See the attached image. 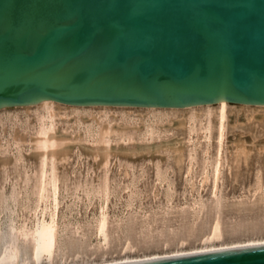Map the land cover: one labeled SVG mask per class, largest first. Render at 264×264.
Wrapping results in <instances>:
<instances>
[{
  "label": "water",
  "instance_id": "water-1",
  "mask_svg": "<svg viewBox=\"0 0 264 264\" xmlns=\"http://www.w3.org/2000/svg\"><path fill=\"white\" fill-rule=\"evenodd\" d=\"M264 105V0H0V108ZM125 264H264V244Z\"/></svg>",
  "mask_w": 264,
  "mask_h": 264
},
{
  "label": "rangeland",
  "instance_id": "rangeland-1",
  "mask_svg": "<svg viewBox=\"0 0 264 264\" xmlns=\"http://www.w3.org/2000/svg\"><path fill=\"white\" fill-rule=\"evenodd\" d=\"M56 107L57 108L59 107L58 108L59 110L57 109L55 112L58 115L56 117V121H57L56 128L58 130L59 129L62 130V128H64L66 131H68V133L72 135V141H73L72 142L73 145L70 151L64 156H59V157L56 156L53 159L52 165L50 164L48 167L49 169L47 168V171L49 170L48 174H50L51 166H53L52 168H54L53 172L54 170L56 171L53 174H55L54 177L56 179V184H57V201H58V213H59L58 216L60 219L59 220L60 223H63V221L67 223L68 220H73V221L77 220L76 222L79 221L78 223H80L83 227L85 226L88 227L89 225L90 226L89 232L92 233L95 229L96 216L98 215L100 211V207L103 204L101 203V200L103 201L101 197L104 195L102 193H105L107 191V193L110 195H107V201H106L107 210L105 209V211L109 217L108 219V222L110 223L109 227H111L113 224L116 225V223L122 225L121 227L122 232L120 233L122 237L124 235L126 237L131 238V240L132 239L137 240V238H140L139 237L140 235L138 236L136 233L133 232L136 230L138 233L139 226L141 225L144 218L148 219V217L149 218L157 217V214L159 215L158 218L170 216L171 218L170 217L165 218L168 221L169 220L173 221V219H175L176 223L175 221H173L175 227L173 228L175 230L173 228L170 229H173L175 232L176 230L178 232L179 229L180 232V233L178 232L179 235L181 236L182 234V236H185L184 234L186 235L188 234L186 232H188L187 229L189 228V226L186 225H188L189 222L191 221L189 215L193 211L192 204L198 201L201 202L203 200V202H201L203 205L206 206L207 203L209 205L212 203L213 205V201H214L213 199H215V197L210 192L212 186V173L210 172H212L213 170L212 169L213 162L211 163V161L214 160L215 158V156L213 155L215 152L214 149L216 143L214 139L215 137L214 132H212L211 139L208 140L207 142L206 140L201 139L200 138L201 134L200 131L198 130L199 119L196 116L197 120L191 134V139L186 140L184 136L187 137L186 135H188L189 133L190 130L189 125L171 128V127L158 125V123L153 120L155 116L162 117L163 119H165L164 124H167L170 118L171 119L177 118L180 117L181 115L186 117L188 115L186 109H179L180 111L181 110L182 111L171 113V112H160V111L150 112L147 108L141 109L134 107L133 109L135 110H127V109L121 110L123 107H119V108L112 107L111 111L100 114V116L98 117L99 119L98 122H95L92 118H90L88 119V121L82 122V124H84L82 125L79 123V121L77 122L76 115L75 116L63 115V113L66 114L70 113V110H68V108H66L65 106L57 105L54 106V109H56ZM34 109L35 108L28 111L24 109L10 110L5 112L0 111V184H2L0 185V187L2 186L3 190L5 192H8L11 187L10 184L12 185L17 183L18 186H22L23 176L24 177L27 176V178L31 179V182H29L28 192H26L25 194L23 192L22 194L23 196L21 195L23 198L19 197V202L22 201L23 199L24 200L19 204L20 207L18 206V211L20 212V213L18 212L19 215L21 216L24 215L28 217L29 216L31 217V215L27 214L28 212L27 210L25 211V209L28 207H32L31 204L33 205L37 200V198L35 197L37 194V177H38L37 173L40 170V166H39L40 157L38 155L37 146L35 145L36 144L35 133L38 129L37 128L38 124L35 123V120L37 119L36 118L37 108L35 109V111ZM263 109L264 106L262 108H256L255 106H246V105H238V104H230L229 106L228 109L229 120L227 119L226 122L227 124L225 128L226 130L223 138V149L221 156L222 161L220 166V180H219L220 183L218 188V190H220L218 191V196H220L218 198H221L222 202L225 199L227 200L223 202V205L226 204L224 206L226 208L225 211L227 210L226 213L227 212L232 213L233 209L236 208L235 206L239 204V200L241 202H244L246 201L245 200L246 197H247L246 202L255 207L257 205L256 204L257 201H259L260 198H264V194H263L264 189H257L258 183L264 182V147H263L264 146V110ZM81 111L82 110H78L77 111L78 113L76 114H78L80 117H84L86 116L87 113H89L90 110H87L86 111L87 113L83 111L85 114H83V112ZM98 111L100 110H93L92 112H98ZM256 112L257 114H255ZM195 113H197L196 115L199 114L197 111ZM256 115L258 116L260 115L261 118L260 119L256 118ZM15 116L16 118H14ZM5 118L8 119V122L6 121ZM106 121H110V122L112 121L111 125L113 127V128L111 127L112 132L108 136L109 139L108 145L110 144L109 146L107 145L108 147L133 148L141 142L159 143L162 140L170 139L172 137L181 138L182 141L184 142V146L186 147L184 148L182 147V149L180 148L174 150L161 148V150L159 149L157 152H145V153H124L119 151H110L108 154L109 157L107 162L108 164L105 165L103 158L97 153V149H95V147L97 148L100 145L98 140H101L102 137L100 138L98 134L93 135V137L89 134L86 136L87 132L84 130H86L87 125H89V127L93 125V128L94 127L97 128V126L102 125ZM92 122L95 123L93 124ZM146 123L152 126L153 128V133L150 134L152 137H150V135H148L147 137L142 136V133L144 132V127H140V125L142 124L145 125ZM116 124H125L128 126V128L124 131H117L114 127ZM76 127H78L79 129H77ZM96 131L98 130L96 129ZM92 138L95 140H93ZM237 141H240L244 144L245 148L247 149L246 154L243 153L241 150L237 149L236 147ZM208 142L210 144V151L209 154L207 155L208 161H206L204 159L206 156L203 154L202 147H204V144L206 145V143ZM192 148L193 151H191ZM190 154L193 157V160L191 161H190ZM14 161L16 164L14 163ZM203 161H205L206 164L205 162L202 163ZM208 165L212 167L210 168V166L208 167ZM37 169L39 170L37 171ZM17 171H19V173ZM4 172L7 174V180L5 181V183L2 181V176L5 174ZM204 172L205 175L207 176L205 178H204L205 176ZM14 177L16 178L14 179ZM206 178L208 182L204 180ZM12 181H14V183ZM92 188L94 191L92 190ZM86 191L88 192V194ZM92 191L93 193L91 195ZM96 192L99 194V196L97 195ZM250 193L252 194L254 193L253 194L254 197ZM90 195L93 197H90ZM27 197L29 198L33 197V198L29 199V201L26 202L25 200L28 199ZM88 197L90 198L88 199ZM97 198H99L100 200ZM23 202L26 204H24L25 206L22 207ZM72 202L74 203L72 204ZM97 203L99 205H97ZM126 204L128 205V208ZM259 204L261 205V203ZM123 205H125V207ZM212 205H210L211 209L210 208L208 209L209 207L208 205H207L208 207L206 206L205 208L206 214H204L205 211L202 212L204 215H202L201 219H199L200 221L197 222L198 225H196V227L198 226L200 228V226H202L205 220H209V218L211 217L209 216V214L210 215L212 214L211 213L212 211H210L212 210ZM228 205L229 206L231 205V208L229 207L228 209ZM69 206L71 208V212ZM190 207L192 210L190 209ZM20 209L21 210L23 209V211H21ZM72 209L75 210L73 211ZM167 209L169 212L167 211ZM179 209L180 211H177ZM183 210L189 212L187 213L184 212ZM122 212L123 213L125 212L124 213L125 215ZM159 212L161 213L159 214ZM130 213L131 215H129ZM185 213L187 215H185ZM260 213L262 216H264V208L261 209ZM71 214L75 215L74 217L75 219ZM252 214L249 217L250 219L248 223V225L251 227L253 225L254 226L259 225L257 223L258 220L256 218V213L253 212ZM179 215H181L180 217H182L181 220L183 221V223L179 222L180 221ZM203 216H205V218ZM126 217L127 219H125ZM239 218L241 217L239 216L235 218V220L237 219L239 220ZM120 219L122 221H120ZM136 219L140 220V221H136L138 222V224L135 222ZM178 219L179 221H177ZM19 220H21V218ZM125 220L127 221L126 222L127 224H125L126 227L125 225H123L125 223ZM253 221L254 224L250 225L251 223H253ZM184 222L185 225H183ZM177 224L178 225L181 224L182 226L179 225L180 227H178ZM186 227L187 229H185ZM133 228L136 229L134 230ZM246 228L248 229V226H246ZM167 229L169 228H166L165 229L166 231L165 230L162 231H165L167 234ZM127 230H129L130 232H128ZM132 230L133 232L131 233ZM181 231L183 232L181 233ZM154 235H156V233ZM167 235H169V233ZM91 237H92V245H96L95 242L98 243V240H96L94 236ZM155 238L159 240L158 237ZM120 250H121V246L117 248L118 254ZM158 251H160V249ZM117 253L114 254V256L115 255L118 256Z\"/></svg>",
  "mask_w": 264,
  "mask_h": 264
},
{
  "label": "bare ground",
  "instance_id": "bare-ground-1",
  "mask_svg": "<svg viewBox=\"0 0 264 264\" xmlns=\"http://www.w3.org/2000/svg\"><path fill=\"white\" fill-rule=\"evenodd\" d=\"M230 104L255 106L256 108H262L264 106V105H247V104H239V103H232V102L223 101V102L204 104V105H194V106H189L186 108L136 107V108H141V109L147 108L150 112L160 111V112H171V113L181 112L182 110L180 111L179 109H186V111L188 112V115L186 117L181 115L180 117H177V118H173V119L170 118L171 120L169 119V122L167 124H164L165 119H163L162 117H156L155 116L153 118V120L156 121L158 123V125L165 126V127H171V128L189 125L190 126L189 133H188V135H186L187 137L184 136V138L187 140V139H191V134H192L194 125L196 124V120L198 117V119H199V125H198L199 129L198 130L200 131V134H201L200 138L206 140V142H207L208 140L211 139L212 132H214V135H215L214 139L216 141L215 149H214L215 152L213 154L215 156V158H214V160L211 161V163L213 162L212 163V165H213L212 169L213 170H212V172H210V173H212V186L210 185L211 186L210 192L215 197V199H213L214 200L213 205H212V203L210 204V205H212V210H210V211H212L211 212L212 214L211 215L209 214V216H211L209 218V220H205L204 223L202 221V223H203L202 226H200V228L197 226L199 229L196 227V225H198L197 222L200 221L199 219H201L202 215L206 214V211H205L206 206L208 205L209 206V207L207 206L208 209L210 208V205L208 203L206 206L203 205L201 203V202H203V200L201 201V199H200L201 202L198 201V202H195L194 204H192L193 205L192 206L193 211L189 215V218L191 221L189 222L188 225H186V226H189V228L188 229H187V227L185 228L188 231V232H186V233H188L187 235L184 234L185 236H182V234H181V236H180L179 235V233H180L179 229H178L179 233L177 232V230H176L177 233L174 231L175 227H174L173 221H175V219H173V221H170V220L168 221L165 219L167 216L163 217V218L162 217L158 218L159 215L157 214V217H151V218L148 217V219L144 218V220L145 219L146 220L145 221L143 220L140 226L138 225L139 226L138 233L135 230L136 228L135 229L133 228L136 232L135 231L133 232V230H132L131 233L133 232V233H136L138 236L140 235L139 236L140 238H137V240L135 238H134L135 240H133V239L131 240V238L126 237L124 235L122 237L120 235V233L122 232V228H121L122 225H119V223H116V225H114L113 223H115V222H113L112 223L113 225L111 224L112 226L109 227V224H110L108 222L109 217H108L105 209H106V204H107L106 203L107 195H110V194H108L105 189L104 190L106 192L102 193L104 195L101 197L103 199V201L101 200V203H103V204L100 207V211L98 209V211H99L98 215L96 214L97 216H96V221H95V229L92 233L89 232L90 231L89 225H88V227H86L85 225H84L85 227H83L80 223H78L79 221L76 222L77 220L76 221H73V220L67 221L66 220L67 223L64 221H63V223H60L59 222L60 219L58 216L59 213H58V201H57V184H56V179L54 177L55 174H53L56 171L54 170V172H53V169H54V168H52L53 166H51L50 174H48L49 170L47 171V168L49 167V165L50 164L52 165L53 159L56 156L59 157V156L66 155L70 151V149L72 148V145H73L72 135L69 134L68 131H66L64 128H62V130H60V129L58 130L56 128L57 127L56 117L58 115L55 112L59 107L58 108L56 107V109H54V106L58 105V106H65L66 108H68V110H70V113H68V114L63 113V115H65V116L66 115H73V116L76 115L77 122L79 121L80 124H82V122L88 121V119H90V118H92L95 122H98V120H99L98 117L100 116V114L111 111L112 107H118V108L123 107L121 110H124V109L135 110V109H133L134 106H103V105L73 106V105L61 104V103L51 101V100H42V101H40L34 105L1 107L0 108L1 112L2 111L5 112V111H10V110H17V109H19V110L24 109V110L28 111V110H31L33 108H35V109L37 108V110H36L37 111V115H36L37 119L35 120V123L38 124V126H37L38 129H37L36 133L35 132L34 133H35V140H36L35 145L37 146L38 155L40 157V165H39L40 170L37 169V171L39 170V172L37 173L38 174V177H37V194L35 196L37 198V200L35 201V203L33 205L31 204L32 207H28L25 209V211L27 210V212H28L27 214L31 215V217L30 216L29 217L24 216V215L21 216V215H19L20 212L18 211L19 204L24 200L23 199L22 201L19 202V197L23 196L22 195L23 192H24V194L26 192H28L29 182H31L30 178H27V176L26 177L23 176L22 186H18L17 183L12 184V185L10 184L11 187H10L8 192H5L3 190L2 186L0 187V264H125V263L141 262V261L156 260V259H163V258H171V257L182 256V255H188V254H201V253H208V252H214V251H220V250L263 245L264 244V216H262L260 212H261V209L264 208V198H260L259 201L256 200L257 203L256 202L255 203L257 205L255 207V206H252L246 202L247 197L245 196L246 199H245V197H244V199L246 201L241 202L239 200V204L237 206H235L236 208L233 209L232 213H230V212L226 213L227 210L225 211L226 208L224 206L226 204L223 205V202L227 201V200L223 199L224 201L222 202L221 198H218V197H220V196H218V191H220V190H218V188H219V183H220L219 180H220V166H221V161H222L221 156H222V149H223V138H224V134H225V130H226L225 129L226 124H227L226 122H227V119L229 116L228 115V109H229ZM124 107H126V108H124ZM35 109H34V111H35ZM159 109H161V110H159ZM78 110H82L81 112H83V111L86 112L87 110H90V111H89V113L86 112L87 113L86 116L80 117L78 114H76V113H78L77 112ZM93 110H100V111L92 112ZM196 111L199 113L198 115H196L197 114V113H195ZM79 114H80V112H79ZM83 114H85V113L83 112ZM255 114H257V112ZM101 117H102V115H101ZM14 118H16V116ZM256 118L260 119L261 116L256 115ZM17 120H18V118H17ZM6 121L8 122V119H6ZM12 122H13V119H12ZM111 122L106 121L102 125L97 126V128L94 127L95 129L93 128V125L90 127H89V125H87L86 130H84V128H83V130L87 132L86 136L89 134L93 137V135L98 134L100 136V138L102 137L101 140L97 139L100 145L97 148L95 147V149H97V153L103 158L105 165L108 164L107 163L108 158H109L108 154L110 151H119V152H124V153H145V152H157L159 149L161 150V148L174 150V149H180V148L182 149V147L183 148L186 147V146H184V142L182 141V139L176 138V137H174V138L172 137L170 139L162 140L159 143L141 142L133 148L108 147L110 145V144L108 145V143H109L108 136L112 132L111 131V127H112ZM82 125H84V124H82ZM35 126H36V124H35ZM77 126H79V125H77ZM114 127L117 131H124L128 128V126L125 124H116ZM140 127H144V132L142 133V136H144V137H147L148 135L153 133L152 126H150L147 123L145 125H143V124L140 125ZM76 128L79 129L78 127H76ZM96 129L98 131H96ZM195 132H196V130H195ZM82 133H84V132H82ZM150 137H152V136L150 135ZM93 140H95V139H93ZM58 141H60V142H58ZM187 147H189V146H187ZM236 147L238 150H241L243 153L246 154L247 149L245 148V146L242 142L237 141ZM202 148H203V154L206 156L204 159L206 161H208L207 155L209 154V151H210L209 142L206 143V145L204 144V147H202ZM17 149H18V147H17ZM191 151H193V148ZM146 155H147V153H146ZM191 160H193V157L190 154V161ZM15 161H14V163H15ZM204 162L205 161H203L202 163H204ZM205 164H206V162H205ZM190 165H191V162H190ZM210 165H208V167ZM211 167L212 166H210V168ZM23 170H24V168H23ZM209 171H210V169H209ZM17 172L19 173V171H17ZM185 172H187V171H185ZM157 173H158V171H157ZM24 175H25V173H24ZM204 175H205V172H204ZM205 177H207V176L205 175L204 178ZM15 178L16 177H14V179ZM6 180H7V174L5 173L2 176V181L5 183ZM204 180L208 182L207 178ZM12 182L14 183V181H12ZM20 182H21V180H20ZM34 184H36V183H34ZM0 185H2V184H0ZM32 185H33V182H32ZM108 185H110V184H108ZM97 187H99V186H97ZM196 187H198V186H196ZM257 189H264V182H262V183L259 182L257 185ZM92 190H93V188H92ZM93 191L91 192V195H92ZM261 191H263V190H261ZM255 192H256V190H255ZM87 194H88V192H87ZM250 194H252V193H250ZM27 195H28V193H27ZM85 195H86V193H85ZM91 195H90V197H93ZM93 195H95V194H93ZM97 195L99 196L98 193H97ZM90 197H88V199ZM214 197H212V198H214ZM253 197H254V195H253ZM27 198L28 199L25 200L26 202L29 201V199H32L33 197L32 198L27 197ZM99 198H97V199H99ZM132 198H133V196H132ZM255 198H256V195H255ZM196 199H197V197H196ZM211 201H212V199H211ZM88 202H90V201H88ZM31 203H32V201H31ZM73 203L74 202H72V204ZM205 203H206V200H205ZM236 203H235V205H236ZM259 203H261V205ZM24 204H26V203L23 202L22 207L25 206ZM229 204H230V202H229ZM97 205H99V204L97 203ZM123 206L125 207V205H123ZM71 207H73V206H71ZM229 207L231 208V205L230 206L228 205V209H229ZM127 208H128V205H127ZM177 208H180V207H177ZM69 209L71 212L70 206H69ZM186 209H187V207H186ZM190 209H191V207H190ZM72 210L74 211L75 209H72ZM21 211H23V209ZM167 211H168V209H167ZM170 211H172V210H170ZM177 211H180V209ZM183 211L187 212V213L189 212L186 210H183ZM203 211H205L204 214L202 213ZM253 212L256 213V218L258 220L257 223L259 225L254 226L253 225L254 221H253V223L250 224V225H253L251 227L248 225V223H249V219H250L249 217ZM160 213L161 212H159V214ZM129 215H131V213ZM185 215H187V214L185 213ZM72 216H73V218L75 217V215H72ZM180 216L181 215H179L180 221H179V219L177 221L183 223V221L181 220L182 217H180ZM239 216L241 218H239V220L238 219L235 220V218H237ZM123 217H125V216H123ZM169 217L170 216H168L167 218H169ZM203 217L205 218V216H203ZM226 217H229V218H226ZM20 218H21V220H19ZM189 218H187V219H189ZM125 219H127V217ZM93 220H94V217H93ZM129 220H131V219H129ZM89 221H91V220H89ZM120 221H122V220L120 219ZM136 221H140V220L136 219L135 222ZM184 221H185V219H184ZM126 222L127 221L125 220V223L123 225L127 224ZM187 222H186V224H187ZM136 223L138 224V222H136ZM175 223H176V221H175ZM257 223H255V224H257ZM179 225L182 226L181 224H179ZM179 225H178V227H180ZM183 225H185V222ZM175 226H176V224H175ZM246 226H248V229L246 228ZM125 227H126V225H125ZM110 228H111V230H110ZM166 228H169V229H167V234L169 233V235H167L165 232ZM170 228H173L174 230L170 229ZM126 229H128V228H126ZM162 230H165V231H162ZM127 231L130 232L129 230H127ZM168 231H170L171 233ZM182 232L183 231H181V233ZM155 233H156V235H154ZM90 234H91V236H94L96 238V240H98V243L95 242L96 245H92V237L90 236ZM155 237H158L159 240H157V238H155ZM119 246H121V250L118 254L117 248ZM159 249H160V251H158ZM116 253L118 254V256H116V255L114 256V254H116Z\"/></svg>",
  "mask_w": 264,
  "mask_h": 264
}]
</instances>
